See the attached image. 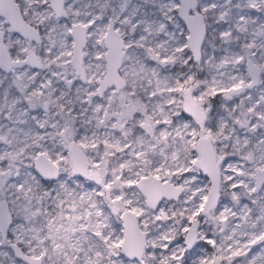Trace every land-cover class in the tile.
<instances>
[{"label": "snow or ice", "instance_id": "6c2138e0", "mask_svg": "<svg viewBox=\"0 0 264 264\" xmlns=\"http://www.w3.org/2000/svg\"><path fill=\"white\" fill-rule=\"evenodd\" d=\"M0 264H264V0H0Z\"/></svg>", "mask_w": 264, "mask_h": 264}]
</instances>
